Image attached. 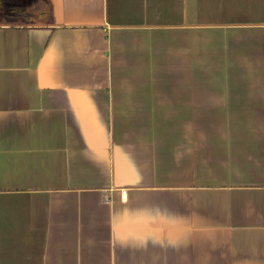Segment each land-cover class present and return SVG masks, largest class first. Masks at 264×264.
I'll return each mask as SVG.
<instances>
[{
    "label": "crops",
    "instance_id": "obj_1",
    "mask_svg": "<svg viewBox=\"0 0 264 264\" xmlns=\"http://www.w3.org/2000/svg\"><path fill=\"white\" fill-rule=\"evenodd\" d=\"M49 2L0 24V264H264V0Z\"/></svg>",
    "mask_w": 264,
    "mask_h": 264
},
{
    "label": "trees",
    "instance_id": "obj_2",
    "mask_svg": "<svg viewBox=\"0 0 264 264\" xmlns=\"http://www.w3.org/2000/svg\"><path fill=\"white\" fill-rule=\"evenodd\" d=\"M0 24L19 27H45L52 24L49 0H2Z\"/></svg>",
    "mask_w": 264,
    "mask_h": 264
},
{
    "label": "built area",
    "instance_id": "obj_3",
    "mask_svg": "<svg viewBox=\"0 0 264 264\" xmlns=\"http://www.w3.org/2000/svg\"><path fill=\"white\" fill-rule=\"evenodd\" d=\"M124 194V191H122V195Z\"/></svg>",
    "mask_w": 264,
    "mask_h": 264
}]
</instances>
